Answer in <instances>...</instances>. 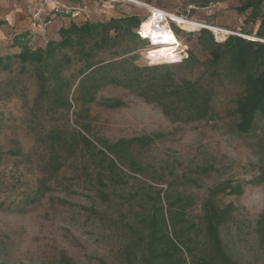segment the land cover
I'll use <instances>...</instances> for the list:
<instances>
[{
	"label": "rangeland",
	"instance_id": "1",
	"mask_svg": "<svg viewBox=\"0 0 264 264\" xmlns=\"http://www.w3.org/2000/svg\"><path fill=\"white\" fill-rule=\"evenodd\" d=\"M196 1L60 0L59 13L49 7L39 14L27 0H0V21L5 22L0 58L20 53L12 46L18 34L29 33L30 49L45 48L71 20L82 24L138 16L145 23L152 9L233 33L211 31L219 44L229 36L264 43L256 36L260 21L249 20L250 11L238 12L249 0L207 7ZM171 27L180 50L199 64L161 67L174 69L178 78L209 83L215 94L211 117L172 123L159 107L108 86L90 107L91 133H82L91 144L80 140L77 154L43 186L48 125L30 114L37 94L34 70L22 73L15 60L10 69L4 68L6 62L0 66V264H141L148 222L162 214L175 217L172 225L160 226L162 235L172 232L183 250H191L185 256L189 264H201L212 251L204 223L210 203L226 212L220 234L233 261L264 264V124L258 120L250 133L239 131L241 80L227 65L210 78L203 29ZM135 49L138 66L161 64L147 58L148 42ZM67 119L71 124V116L51 122L63 125Z\"/></svg>",
	"mask_w": 264,
	"mask_h": 264
},
{
	"label": "trees",
	"instance_id": "2",
	"mask_svg": "<svg viewBox=\"0 0 264 264\" xmlns=\"http://www.w3.org/2000/svg\"><path fill=\"white\" fill-rule=\"evenodd\" d=\"M196 2L207 7L221 0ZM263 6L264 0H249L238 8L241 14L250 11L252 22L260 21L256 36L261 40H264ZM143 23L138 16L82 24L71 20L59 29L57 39L47 41L45 48L30 49L27 32L15 35L12 46L20 49V53L0 58V66L6 62L5 69H10L15 60L22 73L29 69L35 73L37 94L30 114L42 117L48 125L44 136L41 186L52 180L77 154L82 145L80 140L91 144L82 133H91L90 107L98 93L108 86L127 90L147 104L159 107L172 123L191 124L211 117L215 94L209 83L178 78L174 69L161 67L162 63L145 67L136 64L135 48L146 42L138 34ZM4 25L5 22L0 21V28ZM201 32V46L211 57L210 78L214 79L227 65L243 84L244 91L237 103L238 129L248 134L258 120L264 124V43L229 36L219 44L211 31L203 29ZM197 64L198 59L190 54L187 60L173 65L190 68ZM55 116H71L72 123L69 119L63 125L52 123L51 118ZM241 192L238 187L236 194ZM225 216L226 212L219 211L212 203L207 205L204 223L212 251L201 259V264H237L228 255L221 239L220 227L226 222ZM174 222L173 215L165 218L163 214L149 220L150 234L141 264H189L185 256L191 254V250H183L182 243L172 232L161 233V225L166 227Z\"/></svg>",
	"mask_w": 264,
	"mask_h": 264
},
{
	"label": "built area",
	"instance_id": "3",
	"mask_svg": "<svg viewBox=\"0 0 264 264\" xmlns=\"http://www.w3.org/2000/svg\"><path fill=\"white\" fill-rule=\"evenodd\" d=\"M30 5L32 7H36L38 9V13L39 14H44L47 12V8L49 7H52L53 11L56 12V13H59L60 10H62L61 8H63V6L61 5L60 3V0H27ZM152 19V22L154 21L155 24L152 26V28L156 31H162L164 32L163 35L167 36L168 37H171V41L174 39L176 41V44L174 46H176V54L178 55V57L175 59V58H163V59H159L158 61L161 62L162 64H177V63H181L185 60L188 59V53L184 50H180V44L178 42V39H177V35H176V32L175 30L172 29L171 27V24H176L172 19L171 17L163 12V11H160L158 9H152L151 11V17L148 19L150 20ZM199 29H206V30H210L212 31V29H209L207 27H202V28H199ZM213 32V31H212ZM138 34L140 35V37L142 38V40L146 41L149 43L150 45V49L152 48H157L159 46H162L164 41H162L161 39L165 38V37H160L158 38L159 40H161L160 42H154L153 39H150V38H146L144 33L142 32V25L138 31ZM223 34V33H222ZM226 34V33H224ZM228 35H232V34H228ZM158 40V41H159ZM147 58L149 59L150 62H153V59L151 57H149V52H147ZM157 62V63H159Z\"/></svg>",
	"mask_w": 264,
	"mask_h": 264
},
{
	"label": "bare ground",
	"instance_id": "4",
	"mask_svg": "<svg viewBox=\"0 0 264 264\" xmlns=\"http://www.w3.org/2000/svg\"><path fill=\"white\" fill-rule=\"evenodd\" d=\"M171 19L178 24L179 26H181V28L185 29V30H192L195 28H202V27H207L209 29H212L213 32L215 33H228V34H233L230 32H227L225 30H222L220 28L217 27H209V26H205L202 24H199L193 20L190 19H186L177 15H173V14H168ZM155 24V22H152V19L147 20L145 23L142 24V32L144 33L146 38H150L153 39L154 42H160L161 40L164 41L162 46H159L157 48H152L151 50H149V57H151L154 61V63L159 62V59H163L165 57L167 58H177L178 55L176 54V47L174 46L176 44V41L173 39L171 41V37H168L163 35L164 32L162 31H155L152 26ZM165 37L161 40H159L158 38L160 37ZM248 38H252V37H248ZM254 39V38H252ZM159 40V41H158Z\"/></svg>",
	"mask_w": 264,
	"mask_h": 264
},
{
	"label": "crops",
	"instance_id": "5",
	"mask_svg": "<svg viewBox=\"0 0 264 264\" xmlns=\"http://www.w3.org/2000/svg\"><path fill=\"white\" fill-rule=\"evenodd\" d=\"M68 24H69V23H68ZM68 24L62 25V27H63V26H66V25H68ZM59 29H60V28H59ZM59 29H58V31H59ZM28 30H30V29L28 28ZM58 31H57V32H58ZM29 32H30V31H29ZM54 37H55V39H57V38H58L57 34H56V36H54ZM56 37H57V38H56Z\"/></svg>",
	"mask_w": 264,
	"mask_h": 264
}]
</instances>
